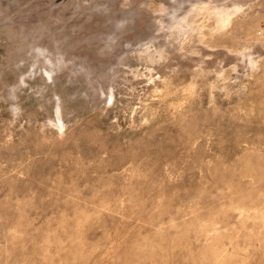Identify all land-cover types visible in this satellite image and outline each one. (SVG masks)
<instances>
[{
  "label": "rangeland",
  "instance_id": "obj_1",
  "mask_svg": "<svg viewBox=\"0 0 264 264\" xmlns=\"http://www.w3.org/2000/svg\"><path fill=\"white\" fill-rule=\"evenodd\" d=\"M0 264H264V0H0Z\"/></svg>",
  "mask_w": 264,
  "mask_h": 264
}]
</instances>
